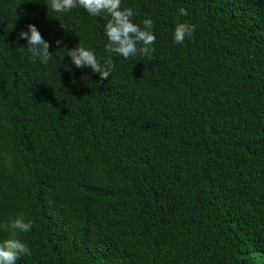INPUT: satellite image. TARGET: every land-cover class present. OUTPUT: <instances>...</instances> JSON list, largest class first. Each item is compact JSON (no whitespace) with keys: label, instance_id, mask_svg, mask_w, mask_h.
I'll list each match as a JSON object with an SVG mask.
<instances>
[{"label":"trees","instance_id":"trees-1","mask_svg":"<svg viewBox=\"0 0 264 264\" xmlns=\"http://www.w3.org/2000/svg\"><path fill=\"white\" fill-rule=\"evenodd\" d=\"M46 2L0 0V224L32 225L0 229L30 249L16 264H264V0H121L156 36L128 59L110 17ZM78 43L108 79L58 49Z\"/></svg>","mask_w":264,"mask_h":264},{"label":"clouds","instance_id":"clouds-1","mask_svg":"<svg viewBox=\"0 0 264 264\" xmlns=\"http://www.w3.org/2000/svg\"><path fill=\"white\" fill-rule=\"evenodd\" d=\"M47 7L56 13L70 12L72 9L82 7L93 17L102 14L110 17L104 25V32L108 43L105 50L109 53H116L124 59L131 56L150 55L154 49L151 45L155 42L153 21L146 18L142 21V27L134 22L136 13L132 8L121 9V0H47ZM182 15H188L187 10L181 8ZM27 31H20L18 38H24L27 41V52L30 54L32 63L37 60L47 65L52 58L49 52V43L42 37L34 24H27ZM195 30L194 25L186 22L176 24L173 38L177 44H183L186 37L192 35ZM55 43L60 46L61 41L57 39ZM63 49L65 55L71 58V63L77 67H89L92 72L98 73L101 79H108L112 68L111 60H105L101 63L95 53L85 48L79 43L72 48L58 47ZM31 223L25 222L21 217L9 218L6 223L0 224V229L6 231L19 230L28 232L31 230ZM30 255V249L26 243L16 238H7L0 241V264H16L22 255Z\"/></svg>","mask_w":264,"mask_h":264}]
</instances>
